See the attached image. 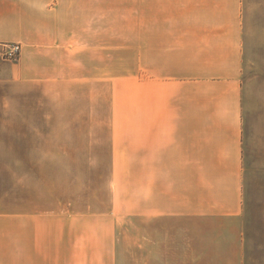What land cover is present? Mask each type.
<instances>
[{
	"label": "crops",
	"instance_id": "obj_1",
	"mask_svg": "<svg viewBox=\"0 0 264 264\" xmlns=\"http://www.w3.org/2000/svg\"><path fill=\"white\" fill-rule=\"evenodd\" d=\"M144 1L120 46L146 54L113 77L109 118L107 62L76 49V0H0V264H76L77 129L93 127L131 177L150 248L171 241L178 264H264V233L245 215L247 179L264 175V75L250 59L263 2ZM6 43L22 44L18 61L2 58ZM97 98L103 118L77 119Z\"/></svg>",
	"mask_w": 264,
	"mask_h": 264
},
{
	"label": "rangeland",
	"instance_id": "obj_2",
	"mask_svg": "<svg viewBox=\"0 0 264 264\" xmlns=\"http://www.w3.org/2000/svg\"><path fill=\"white\" fill-rule=\"evenodd\" d=\"M145 2L144 0H76L79 13L86 22V26L77 33V39L82 47L76 49L81 55L84 50H88L92 57H97V60L102 58L107 62L109 118H113L114 115L111 111L116 88L113 77L132 69V59L137 61L138 51L140 55L146 54V49L120 46L121 41L126 43L130 39L131 19L133 17L137 20L138 7L146 5ZM262 2L260 7L264 5V0ZM251 7L255 8V5L252 4ZM101 12L107 13V32H99V17L96 15ZM254 19L255 16L252 18L251 38L255 33ZM102 35L106 36L102 38ZM100 39H106L107 43L100 42ZM88 40L98 41L85 49ZM102 43L104 45L98 46ZM7 44L11 43H6L1 48L2 58L7 61H18L22 49L17 60L4 58L3 52ZM251 49L252 77L258 73L256 65L259 63L262 64L264 75V47L261 48L260 55L257 54L255 47ZM134 67L137 69V66ZM141 67L146 68V63L141 64ZM143 74L146 77V72ZM89 108L92 111H89ZM99 109L98 98L96 102L93 99L88 108L83 104H77V119L86 113V116H91L93 121L99 120L103 118ZM98 130L95 127L77 129V135L82 136L77 138L76 149V264H178V257L164 255V252L172 251L171 241L167 240V243L150 241V248L146 228H137L139 219L137 217L135 221L132 218L131 177L114 173V161L111 159L109 146H100ZM84 134L88 137H83ZM247 181L251 193L245 215L255 238H259V233H264V223H262L264 175H252ZM149 250L155 254L149 256Z\"/></svg>",
	"mask_w": 264,
	"mask_h": 264
},
{
	"label": "built area",
	"instance_id": "obj_3",
	"mask_svg": "<svg viewBox=\"0 0 264 264\" xmlns=\"http://www.w3.org/2000/svg\"><path fill=\"white\" fill-rule=\"evenodd\" d=\"M22 45L20 43H11L5 46L3 55L8 60H17L21 53Z\"/></svg>",
	"mask_w": 264,
	"mask_h": 264
}]
</instances>
